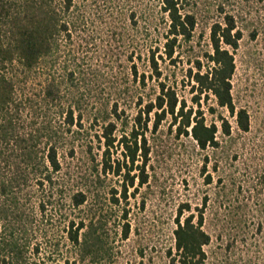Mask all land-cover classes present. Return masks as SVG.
<instances>
[{
    "label": "trees",
    "instance_id": "1",
    "mask_svg": "<svg viewBox=\"0 0 264 264\" xmlns=\"http://www.w3.org/2000/svg\"><path fill=\"white\" fill-rule=\"evenodd\" d=\"M184 1L159 0L167 26L161 33L162 44L148 45V71H138L131 52L129 72L114 87L113 97L100 101L95 113L87 117L91 126L101 125L100 132L95 133L100 160L92 165L90 180L83 187L72 188L69 178L62 174L59 153L65 144L64 133L71 132L74 125L83 127L82 109L87 99L79 89V81L84 77L65 64L62 73L51 69L59 58L61 42L69 40L72 30L79 27V19L73 16L76 0H0V172L2 164L11 169L8 177L0 173V194L8 196L26 177L25 169H29L38 188H47V194L38 199L42 216L47 210L56 213L60 199L65 198L69 213L64 229L76 257L56 264L103 258L106 249L102 219L95 214H71L87 203L92 196L91 186L102 183L108 175L120 177V196H116V189H110L113 203L127 202L129 194L134 196L147 185L153 150L148 137L159 131L166 119L168 131L175 138L191 139L202 151L218 148L219 134L231 136L234 129H249V113L235 105L232 93L236 69L233 51L242 38L235 16L226 11V0H218L215 10L220 20L210 23L208 47L202 49L194 40L197 15ZM136 13L137 9L131 7L128 18L135 25ZM161 62L166 68L178 62L188 64L181 84L189 86L190 97H179L177 83L169 81ZM149 81L154 83L149 85ZM209 99L214 104L208 103ZM203 104L218 122L207 121ZM127 107L136 108L131 116L126 113ZM221 110L234 117V123ZM24 111L33 120L26 132L21 120ZM86 150L95 160L92 143H86ZM117 151L119 155L113 157ZM207 162L208 156L204 155L202 172ZM210 181L207 175L205 182ZM129 188L132 191L128 194ZM196 209L197 216L188 202L177 205L174 245L165 250L167 264H264V256L254 250L236 255L234 238L220 246V251L207 249L212 237L203 227V208ZM9 213L14 214L10 207L0 205V221L7 219ZM122 216L127 218L126 209ZM129 231L130 224L124 221L123 238L128 237ZM27 247L12 231L6 234L0 227V264H24Z\"/></svg>",
    "mask_w": 264,
    "mask_h": 264
},
{
    "label": "rangeland",
    "instance_id": "2",
    "mask_svg": "<svg viewBox=\"0 0 264 264\" xmlns=\"http://www.w3.org/2000/svg\"><path fill=\"white\" fill-rule=\"evenodd\" d=\"M217 1H184L197 15L194 40L199 41L202 49L208 47L210 23L220 20L215 10ZM226 1V11L235 16L242 32L239 46L233 51L236 69L232 93L235 105L249 113L248 131L234 129L231 136L219 134V147L202 151L191 139L175 138L168 131L166 119L160 130L148 137L153 144L147 168L148 184L134 196L129 194L132 191L129 188L127 202L113 203L110 189H116V196H120V177L108 175L102 183L91 186L92 196L71 214L75 217L95 214L103 223L101 233L106 249L103 258L96 262L86 259L78 264H167L165 250L174 245V219L181 202H188L195 216L199 214L196 207L203 208V227L212 237L207 249L220 251V246L234 238L236 255L254 250L264 256V0ZM76 4L73 16L79 19V27L72 30L69 40L61 42L59 58L51 69L62 73L65 64L84 77L79 81V89L87 99L82 109L83 127L74 125L71 132L64 133L65 144L59 153L62 174L69 178L72 188L83 187L92 176V165L100 160L95 133L100 132L101 125L91 126L87 117L95 113L100 101L113 97L114 87L129 72L131 52L138 71H148V45L162 44L161 33L167 26L159 0H76ZM131 7L137 9L136 25L128 18ZM164 65L161 62L169 81L177 83L179 97H190L189 86L181 84L188 64L178 62L167 68ZM152 83L149 81V85ZM208 103L214 104V100L209 99ZM203 107L207 121L218 122L206 111L207 105ZM135 109L127 107L126 113L131 116ZM221 111L234 123V117ZM21 120L23 131H28L32 116L24 111ZM88 142L92 143L93 161L86 150ZM118 155L119 151L113 153V157ZM204 155L208 156V162L202 172ZM2 166V176H10L11 169ZM25 170L26 177L19 186L13 187L8 196L0 194V205L14 212L0 221L2 232L12 231L28 244L24 264H56L75 258V248L64 229V219L69 213L67 201L61 198L56 213L47 210L42 216L38 199L47 194V188H38L33 173ZM207 175L211 178L209 183L205 182ZM124 221L130 224L127 238L122 236Z\"/></svg>",
    "mask_w": 264,
    "mask_h": 264
}]
</instances>
